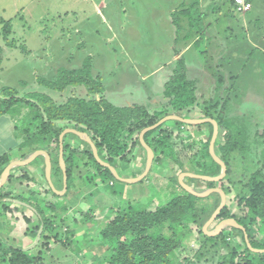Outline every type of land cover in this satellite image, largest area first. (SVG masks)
Listing matches in <instances>:
<instances>
[{"label": "rangeland", "instance_id": "374dc122", "mask_svg": "<svg viewBox=\"0 0 264 264\" xmlns=\"http://www.w3.org/2000/svg\"><path fill=\"white\" fill-rule=\"evenodd\" d=\"M250 1L253 5L250 12L236 14L232 0H0V36H5L4 23L11 21V30L8 33L11 36L5 42L13 49L23 51L26 56L25 59L17 57L5 63L7 68L0 72V80L11 90H15L17 96L23 97L26 92L34 91L36 86L30 85V79L42 75L43 67L54 75L58 68L78 70L88 61L94 78L101 82L103 77L108 86H113V91L121 88L120 92H132L134 96L135 93L147 92L148 88H162V82L166 80L165 76L169 71L160 70L157 75H149L146 80L142 76L151 73L162 60L170 56L169 44L177 43L178 35H187L191 41L204 32V53L198 58L196 52L191 51L185 56L184 64H188L191 71L197 68L196 65L206 64L207 71L199 74L201 99L206 102L218 98L220 103H226L224 115L245 126L246 129H242L244 136L247 134L249 137L248 143L256 141L248 147L246 153H239L232 163L229 177L235 180L264 166V0ZM183 9L190 12V19L179 16V11ZM250 17L253 19L250 21L253 23V28L250 29L253 38L248 35L249 30L247 31L245 25ZM168 19L171 33L167 25ZM173 20H178L180 24L179 34H176ZM189 22L193 27H190ZM225 30L231 31L222 32ZM29 53L33 55L30 59ZM34 70L36 72H32ZM218 76L224 80L219 91ZM197 77L199 76L196 75L195 78ZM24 87L30 89L26 90ZM108 90L111 91L110 88ZM71 97L89 99L86 89L81 88L73 91L65 89L60 95L54 96L53 100L62 105ZM14 119L17 121V118ZM182 129L179 138L176 137L179 133L174 125L171 124L167 131L174 133L176 151L180 154L181 161L187 163L194 153L188 145L199 137L195 129ZM73 144L81 145L78 139H73ZM82 146V151L88 150L86 146ZM139 148L137 147L138 150ZM53 155L56 156V152ZM133 156L126 157L125 161L116 160L114 167L119 166L121 170L131 169ZM56 159L58 158L54 157L53 160ZM74 166L71 178L66 182L68 189L60 197L42 193L46 186L44 168L29 183H15L11 187L17 198L28 193V188L34 186L42 191V194H37L38 201V197L33 195L28 199L18 198L19 202L30 201L40 215L24 216L21 207L13 209L15 218L12 216L11 224L19 222L24 229L13 231L9 235H25L31 240L34 248L24 253L31 257L36 256V264H95L90 256H81L86 251L85 247L93 251L87 253L100 261L99 264H106L110 250L100 238L99 230L114 217V211L118 207L124 203H130L137 208L144 207L151 201L162 204L165 202L163 199L167 201L179 192L168 182L157 184L159 181L155 178L158 175L152 176L150 183L146 184L147 177L143 182L129 185L102 177L80 157L74 158ZM53 169L57 170L55 166ZM173 170L177 171L176 166H173ZM124 172L129 173L127 170H118L117 174ZM55 177L56 187L54 179L50 177L54 189L63 192L64 183L62 184L58 172ZM88 178L92 182L89 183ZM183 182L188 187L192 185L193 188H190L196 192L204 190L200 188L203 184L191 183L186 179ZM232 197L233 194L226 199V206L231 214L234 213ZM202 199H206L203 203L210 206L213 198L209 195ZM14 205L17 206V203ZM2 212L0 208V214ZM92 214L96 220L94 216L91 217ZM220 222L213 221L208 231L214 232ZM2 225L4 230L8 226L5 222ZM225 227L222 232L226 242L242 246L243 234H233L227 229L231 227L229 224ZM64 237L68 241L61 244L59 241L62 242ZM217 241L219 240L210 241L202 248L200 244L194 243L195 246L191 248L198 253V264L216 262L217 249L223 253L217 247ZM1 244L2 248L8 245L3 241Z\"/></svg>", "mask_w": 264, "mask_h": 264}, {"label": "trees", "instance_id": "16d2710c", "mask_svg": "<svg viewBox=\"0 0 264 264\" xmlns=\"http://www.w3.org/2000/svg\"><path fill=\"white\" fill-rule=\"evenodd\" d=\"M232 4L234 5L233 0ZM179 16L190 18V12L187 9L180 10ZM173 24L176 33H179L178 20H173ZM3 27L7 36L11 30V21H6ZM183 39L189 41L190 37L186 36ZM193 43L198 44L197 41ZM175 54L178 52L175 51ZM90 68L89 62L85 61L78 70L60 69L53 82L38 80L40 85L58 92L64 91L67 87L82 86L86 89L88 100L71 97L64 104L56 105L45 95L31 94L27 100L18 98L15 90L5 88L1 91L0 95L8 99H0V116L11 115L17 118L15 128L21 134L20 147L29 148L30 152L47 148L50 150L49 153L54 154V151L59 149L60 134L66 126H71L85 133L95 145L100 159L114 167L116 160L124 161L134 149L142 146L139 142V134L143 129L155 125L162 118L172 115V112L185 118V114L198 109L202 114L200 119H212L218 125L214 152L225 164L226 175L217 183L192 178H188V181L198 185L203 184L204 190L217 188L225 194L226 199L233 194L231 203L234 205V213L231 214V210L225 206L218 214L216 221L233 219L236 224L245 229L251 248L264 250V166L235 180L229 177L232 163L238 158L237 155L246 153L248 147L250 148L256 141L248 143L249 137L247 134L244 136V129H242L245 126L224 115L227 104L220 103L218 98L215 101L210 99L199 103L196 96L197 82L187 77L182 57L175 61L174 70L164 83L160 94L161 98L167 99V103L158 104L153 108L138 102L125 107L113 105L107 100L100 80L90 73ZM223 81L222 77H217V91ZM166 124L147 132L144 135V141L153 152L154 162L167 161L170 165L177 167V174L172 173V176L167 178V182L179 192L160 205L151 202L137 208L130 203H124L118 207L114 211V217L99 230L100 238L110 250L106 264H198V253L193 252L191 247L195 246L194 243H198L202 248L213 240H219L217 247L223 250V253H220L217 249V259L213 264H264V253L250 250L245 243L243 232L234 227L227 229L233 234H243L242 246L227 243L223 232L215 237L204 235L202 228L218 208L220 196L216 193L210 195L213 199L209 200L211 205L208 206L203 203L207 198L202 199L191 195L178 183V175L185 172L208 177H217L220 174V166L209 153L212 125L172 122L179 133L177 138L180 137L183 127L191 130L208 128L204 138L200 137L189 143L188 148L194 153L190 162L184 163L176 151L175 135L167 131ZM197 136L199 137L200 134ZM77 139L88 150L71 148L69 143L63 146L67 182L75 167V157H80L88 167L93 166L97 174L115 181L112 173L96 162L90 146L78 137ZM27 156L28 154H25L22 157ZM54 165L62 179L63 173L58 161ZM88 179L89 183L92 182L91 178ZM7 180H10V177H7ZM45 184L44 193L56 197L47 182ZM3 209L6 208L3 207ZM55 239L57 240V235ZM5 246L2 248L0 243V264H36L38 260L36 256L31 257L20 248ZM177 253L179 257L176 256Z\"/></svg>", "mask_w": 264, "mask_h": 264}, {"label": "crops", "instance_id": "0c3cea01", "mask_svg": "<svg viewBox=\"0 0 264 264\" xmlns=\"http://www.w3.org/2000/svg\"><path fill=\"white\" fill-rule=\"evenodd\" d=\"M249 2L251 4V9L248 12H250L252 10V8H253V5H252L250 0H249ZM248 12H246V13H248ZM246 13H244V14H246ZM183 17H185V16H182V19H183ZM186 18L190 19L188 16ZM251 20H253V19L250 17L249 19H247V23L245 24L247 31L249 30V32H250V33L248 32V35H250V37H252V35H251L252 31L250 29H251V27L253 28V23L250 22ZM263 21H264V19H263ZM167 25H169V31L171 33V27H170L169 19H168V24ZM189 25L191 27L193 26L191 22H189ZM215 25H216V29H217V23ZM229 27L232 28V26H229ZM173 31L175 32L174 29H173ZM230 31L231 30H225V31H222V32H230ZM203 35H204V32H201L200 35H198V37L196 39H193L191 41H190V39H189V41H185L183 39L187 35H182L181 37H179V35H178V37L176 38V39H178V42L177 43L171 42L169 44V49L168 50L170 51V56L168 58L162 60L161 63L158 65V67H156V69H153L151 71V73H149V74L146 73V74H144L142 76V79L146 80L149 77V75L150 76L157 75L160 70L169 71L166 74V76H165L166 80H163V82H162L163 84L161 85L162 86L161 89H159V87H155V89H149L148 88L147 92H145V91L144 92H140L141 94H136L135 93V95L133 96L132 92H129V94H124V91L120 92L121 88L119 89V91H113L112 90L113 86H111V87L108 86V84L106 83L105 79L102 77L101 83H102V85H103V87L105 89L107 100L109 99L108 101L110 103H112L113 105L118 106V107L129 106L133 102L142 103L145 106L150 107V108H153L154 106H157L158 104H163V105L166 104L167 103V99H163V98H161L158 95L162 93L164 83L168 80L169 76H171V74H172V72L174 70V67H175L174 66L175 65V61L177 59H179L180 57H182L183 60H184L185 56L188 55L191 51H195L197 57L200 58V55H202V53H204V47H205V45L203 44L204 43L203 42L204 41ZM8 36L10 37L11 34L5 36V38H4L3 35L0 36V72H3L4 69L7 68L5 63H8L12 58L14 59V58H17V57H23L25 59V57H26L25 53H23V51L15 50L10 45L6 44L5 41H6V39L8 40ZM263 38H264V35H263ZM198 40H201V41L199 42ZM195 41H197L198 44L194 45L193 42H195ZM175 51L178 52V54H175ZM196 55L193 54V56H195V59H196ZM32 56L33 55H31L29 53L28 54V59H30V57H32ZM204 56H205V54H204ZM165 67H166V69H165ZM185 67H186V75H187V77L190 80H195L197 82L196 83V87H197L196 96H197V99L199 100V103H201L204 100L201 99V93L199 92V88L201 87V86H199V83L201 82V78H200L199 74H201V73L203 74L204 71H207L206 64H204L202 66H197L196 65L197 68L195 70L193 69V71H191L192 68L190 69L189 65L186 64V63H185ZM39 69L41 71V68H39ZM59 70H60V68H58L56 70L54 75H51V73H49L48 70L45 67H43L42 75L39 74L37 78L30 79V85L33 84V85L36 86L35 88H33L34 91L33 92H26L23 97L22 96H17V97L29 100L27 97L30 96L31 94H43L45 96H48L51 100H53V97L57 96V95H60L61 92L49 90V89H47L46 87H44L42 85H38L37 83H38L39 79H43V80H46V81H49V82L55 81L56 78H57V74H58ZM32 72H36V71L34 70ZM48 73H49V77L47 76ZM196 75H198L199 77L195 78ZM31 76H32V73H31ZM19 83L21 84V81ZM5 84L6 83L1 82V80H0V94H1V91L3 89H5V88L11 89L9 86H7ZM24 88L26 90L30 89V87H24ZM81 88L84 89V87H82V86H79V87H67L66 89H71L73 91V90L81 89ZM109 88L111 89V91L108 90ZM117 88H119V87H117ZM50 95H52V96H50ZM127 95H129V96H127ZM86 96H87V92H86ZM108 97H110V98H108ZM0 99L4 100V99H8V97H4V96L0 95ZM151 99H155V101L151 100ZM53 102L56 104V102L54 100H53ZM56 105H60V103H57ZM199 112L200 111L198 109H193V110L190 111L189 114H185L186 117L183 118V119H187V120H191V121L203 120V119H200L202 114L201 113L199 114ZM172 115L176 116V114H174L173 112H172ZM172 122H173V120L165 122V123H167L165 128L166 129L167 128L170 129V126H171ZM16 125H17V121L13 117H11V115H2V116H0V180H1V175H2L3 171L10 164L23 162L33 152H35V151H32V150L30 152L29 148H21L20 147L21 134L19 133V131L16 130V128H15ZM68 129L75 130L71 126H66L65 130H68ZM207 131H208L207 127H202L200 130L195 129V133L200 134L199 138L200 137L204 138L205 134L208 133ZM78 132H80V131H78ZM199 132H202V133H199ZM69 136H70V138H68ZM66 139L68 140L67 142H66ZM69 139H71V141H70L71 143L69 142ZM73 139H76V141H77V136H75L73 134H66L64 139H63V146L66 143H69L71 145V148H74L73 146H76L77 148L82 149V147H83L82 145L83 144H81L79 146L74 145L73 144ZM79 140H81V139L79 138ZM139 149L140 150H138L136 148V149L133 150L132 153L134 154V156L131 155L132 153L127 155V157L133 156L132 157L133 158V162L130 163L131 164V166H130L131 169L128 168V169H122L121 170V168L119 166H115V168L113 167L115 169L116 173H117L118 170H120L121 172L123 170L129 171V173H127V172L126 173L124 172L123 174H119L118 173L117 175L120 178L125 179V180H129V181H134V180H136L137 178H139L143 174V172L145 170V167H146V163H147V152L142 146ZM38 150L44 151L48 155L50 154L49 155V158H50V161H51V175H50V177H52L54 179V181H55V178H56L55 176L57 175V173H56L57 171H55L53 168L55 166L54 163L56 161H58V163H59V160L56 159L54 161L53 159H54V157H57L59 159V149H58V151L56 150V152H58V156L52 155L53 153H49L50 150H48L47 148L38 149ZM38 150H36V151H38ZM25 154H28V156L26 158H23L22 156L25 155ZM145 154H146V159H144V155ZM126 159L127 158H125V160ZM64 165H65V163H64ZM43 166H44V170H45L44 157L42 155H39L30 164L25 165V166H20V167H14L7 173L6 178L10 177V180H7V181L5 180V183L0 188V208L3 211L0 214V243H1V241H3L4 243H7L9 247L20 248L23 251H29V250L34 248V247H32V245L30 243L31 240L27 236L23 235V236L20 237L17 234L16 235L14 234L13 236H9V235L13 231L14 232H18V231H21V230L24 229V227L21 226L19 224V222H17V224H15V225L11 224L12 223V219H13L12 216L14 217L13 209H17L18 207H21V209H23L22 213H23L24 216H27L29 214H32V215L36 214L37 216L40 215L39 211H37L35 209V205L30 204V201H28V202L27 201H23V202L20 201L19 202L18 198L19 199H28L30 197L35 196V198L38 197L37 198V201H38L39 200V196L37 194L38 193L40 194L42 191L38 190V187L34 186L32 188H28V191H29L28 193L29 194L26 192L23 195H21V197L17 198L14 195V193L12 192L13 190L11 189V187L15 183H16V185H17V183H22L23 185L26 184V183H29L32 177H38L40 175V171H42ZM173 166L175 167V165H173V164L170 165L167 161L166 162L163 161L162 163L161 162L160 163L156 162V164L153 161L149 173L147 174V176L144 179H142L139 182H143L144 180L147 179V177H149L148 181L146 180V184L150 183L149 180H152L151 177L152 176L154 177V175H158L155 179L157 181H159L157 184L162 185L163 183L167 182V178L172 176V173L173 174H177L176 173L177 171L174 172V170L172 169ZM185 173H190V172H185ZM180 175L181 174L178 175V179H179ZM184 179L188 180V178H184ZM45 180L47 182V179H45ZM139 182L125 183V184H129L130 185V184H135V183H139ZM63 183L64 182H63V174H62V184ZM122 183H124V182H122ZM178 183H179V180H178ZM47 184H48V182H47ZM56 186H57V183L55 181V187ZM190 187L193 188L192 185ZM200 188H203V186L200 187ZM67 189L68 188L66 187V190ZM63 190H64V184H63ZM42 193H44V192H42ZM59 193H61V192H59ZM5 194H6V196H3ZM31 195H33V196H31ZM55 195L59 196V197L61 196V195H57V194H55ZM163 200L166 201V199H163ZM151 202H153V201H151ZM16 203H17V206L14 205ZM153 203L157 204V205H160V204H158L156 202H153ZM3 207H5L6 209L4 210ZM92 216H94V215L92 214ZM9 217H11V218H9ZM8 219H11V220H8ZM96 219L97 218L95 217V220ZM3 222L7 223V225H8V226H5L6 227L5 230L3 229V225H2ZM225 229H226V227H225ZM9 231H11V232H9ZM6 233H9V234L6 235ZM59 242L61 244H63V243L66 244L67 243V239L64 237V240L62 242L61 241H59ZM50 246H51V244L48 247H50ZM53 248H56V247H53ZM85 248H86V251L83 254H81V256L82 257L83 256L87 257V255H88V256H90L92 258V261L95 262V264H99L100 261L96 260L95 258H93L91 256V253H93V251L92 250L90 251V249L88 247H85ZM87 252H91V253L89 254Z\"/></svg>", "mask_w": 264, "mask_h": 264}, {"label": "water", "instance_id": "95a60500", "mask_svg": "<svg viewBox=\"0 0 264 264\" xmlns=\"http://www.w3.org/2000/svg\"><path fill=\"white\" fill-rule=\"evenodd\" d=\"M171 120L177 121V122H181L183 124H191V125H201V124H205V123H210L212 125V127H213L212 137H211L210 144H209V153H210V156L212 157V159L220 166V168H221L220 174L217 177H208V176L196 175V174H192V173H182L179 176V179H178L180 186L184 190H186L188 193H190L191 195H193L195 197L205 198V197H208L209 195L214 194V193H216V194H218L220 196V204H219L218 208L213 212V214L210 217V219L204 224V226L202 228V232L204 233V235H206L208 237H215V236L219 235L222 232V230L225 228L226 224H229V225H231V227H234V228L240 230L241 232H243L245 243L247 244L248 248H250V250H252L253 252H257V253H264V250H257V249L251 248L249 240H248V237H247V235L245 233V229L242 226L236 224V222L233 219H227L225 221L220 222L216 226L214 232H209L208 228L213 223V221L216 220L218 214L222 211V209L226 206V196H225V194L221 190H219L217 188L208 189V190H206L204 192H196L195 190L191 189L190 187H188L183 182L184 178H192V179L201 180L203 182H215V183H217L220 180H222L225 177V175H226V166H225V164L215 155V152H214V145H215V142H216V139H217V136H218V125L212 119H203V120H198V121H191V120L183 119V118H181L179 116L169 115V116H166V117L162 118L155 125L143 129L140 132V134H139V142H140L142 147L147 152V163H146V167H145V170H144L143 174L139 178L134 180V181H129V180H125V179L120 178L117 175L115 169L110 164L102 161L100 159L99 155H98V151H97L95 145L93 144L92 140L85 133L78 132V131L72 130V129L64 130L59 136V159H58L59 163H60V167H61L62 173H63V182H64V190H63V192L59 193V192H57L54 189V187H53V185L51 183V180H50L51 161H50L49 155L46 152L41 151V150L33 152L23 162L10 164L3 171L2 175H1L0 188L5 183L6 175L12 168L28 165L37 156L42 155L44 157V161H45L46 179H47V182H48L50 188L52 189V191L55 194L63 195L64 192L66 191V182H67L66 171H65V167H64L65 165H64V160H63V154H64L63 139H64L66 134H73V135L77 136L78 138H80L81 140H83L84 142H86L90 146V149L92 151V154H93L94 159L96 160V162L99 165H101L102 167L108 169L112 173V175L114 176V178L116 180H118L120 182H124V183L139 182L142 179H144L147 176V174L149 173V171L151 169L152 162H153V158H154L152 150L148 147V145L144 141V135L147 132L156 129L160 125L164 124L167 121H171Z\"/></svg>", "mask_w": 264, "mask_h": 264}, {"label": "built area", "instance_id": "2783aa9c", "mask_svg": "<svg viewBox=\"0 0 264 264\" xmlns=\"http://www.w3.org/2000/svg\"><path fill=\"white\" fill-rule=\"evenodd\" d=\"M233 3L236 14L246 13L251 9V4L248 0H233Z\"/></svg>", "mask_w": 264, "mask_h": 264}]
</instances>
